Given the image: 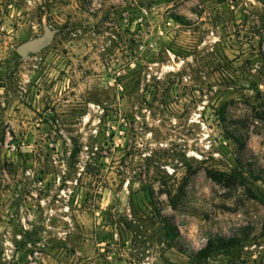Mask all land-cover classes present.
Segmentation results:
<instances>
[{"label":"rangeland","instance_id":"1","mask_svg":"<svg viewBox=\"0 0 264 264\" xmlns=\"http://www.w3.org/2000/svg\"><path fill=\"white\" fill-rule=\"evenodd\" d=\"M0 264H264V0H0Z\"/></svg>","mask_w":264,"mask_h":264},{"label":"trees","instance_id":"2","mask_svg":"<svg viewBox=\"0 0 264 264\" xmlns=\"http://www.w3.org/2000/svg\"><path fill=\"white\" fill-rule=\"evenodd\" d=\"M208 174L213 179H220L221 176L223 175V174H218L216 172H208ZM184 183L185 181L183 182V184L180 185L176 194L173 195V198H171L172 204L174 205L177 204V202L179 201V198L182 196L184 192V186H185ZM150 196H151V202L154 203L153 192H151ZM167 196H171L170 191L167 192ZM161 219L165 225L166 234L169 236V238L175 237L173 229L171 225L169 224L168 220L164 218H161ZM239 244H240V240L237 237H231L228 239L223 238V237L210 238L206 246L202 248L201 250H199L196 257L200 260H205V259L210 258L213 254L217 253L218 251H221V250L227 251L231 248L238 246Z\"/></svg>","mask_w":264,"mask_h":264},{"label":"water","instance_id":"3","mask_svg":"<svg viewBox=\"0 0 264 264\" xmlns=\"http://www.w3.org/2000/svg\"><path fill=\"white\" fill-rule=\"evenodd\" d=\"M55 32L56 30H46L43 36L29 40L19 46L17 53L23 58H28L29 54L41 51L52 43Z\"/></svg>","mask_w":264,"mask_h":264}]
</instances>
